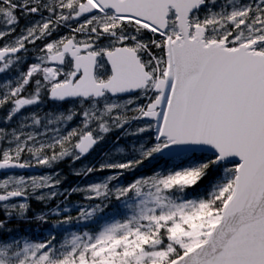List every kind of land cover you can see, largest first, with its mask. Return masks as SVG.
I'll return each instance as SVG.
<instances>
[{"label": "snow or ice", "instance_id": "1", "mask_svg": "<svg viewBox=\"0 0 264 264\" xmlns=\"http://www.w3.org/2000/svg\"><path fill=\"white\" fill-rule=\"evenodd\" d=\"M17 13L39 19L14 36ZM0 18V74L33 52L14 86L3 85L0 107L12 105L5 122L42 103L45 92L80 109L48 119L66 127L80 117L50 138L47 128L23 131L41 126L35 113L22 118L19 131L0 128V171L80 160L105 134L134 122L122 135L140 137L131 145L135 158L98 169L119 171L71 190L88 200L134 199L126 205L130 216L95 234L73 232L59 247L55 236L0 243V264H264V0H0ZM60 28L67 33L51 39ZM145 161L162 162L127 186L109 188ZM210 170L222 177L204 198H189ZM52 181L51 174L0 180L6 219L15 198L25 200L19 218L26 215L29 189H53L38 201L63 195L61 181ZM101 211L97 204L77 219Z\"/></svg>", "mask_w": 264, "mask_h": 264}, {"label": "rangeland", "instance_id": "2", "mask_svg": "<svg viewBox=\"0 0 264 264\" xmlns=\"http://www.w3.org/2000/svg\"><path fill=\"white\" fill-rule=\"evenodd\" d=\"M21 16L19 20V25L16 27V32L13 34L14 36H19L21 34V30L28 27L30 24L35 22L39 19L37 16H27L24 17L22 14L17 13ZM75 26V24H73ZM5 26L3 25L2 18H0V30H3ZM68 29L66 28H60L59 31H57L51 39H55L58 36H61L63 34H66ZM6 40H11L12 36L6 37ZM4 41H0V44H3ZM39 46V42L36 46H29L30 48L35 50V47ZM33 52L30 51L27 53V62L21 63L18 66H14L11 70L6 71L3 74H0V95H3L6 89L3 87V85L6 82L11 81L13 83V86L15 84V79L19 76V73L21 71H26L29 64L33 62L32 59ZM32 91V85H29L25 91V95H27L29 92ZM141 103H143L141 101ZM12 107L10 103L5 104L4 106L0 107V128L7 130L9 133L13 130L19 131L20 129V123L23 117H28L30 114L35 113L40 119H41V126L40 127H34V128H24V132H30L35 131L36 133H41L45 130V128L48 129V137L50 138L51 135L54 134L53 130L56 127H62V133H66L71 128L75 127L80 123V117L76 116L73 121L68 122L67 126L64 127L61 125H48L47 120L48 119H55L56 116L63 113L65 116L68 114V110L70 108H76L77 111H80L79 106L76 105L74 101H66V102H54L51 101L48 97L47 92L42 94V103L32 106V107H26L23 109L19 114H17L10 123L5 122V117L7 116L9 109ZM27 124H31V120L25 121ZM139 122H134L130 125H126L125 129L134 130L136 127V124ZM125 129H118L113 130L110 133L105 134V138L98 143L97 148L94 150V152L87 158L80 159V160H74L73 157L69 156L63 159L62 161L56 162L52 165V167H45V166H35L40 169H42V172L40 174H0V180L7 178L9 176H24L26 178L32 177V176H42L45 174H51L53 175V183H55L56 180H60V184L57 186V190L60 193H63V195H57L52 199H45L43 202L45 204H49L56 198L64 197L67 193H71V190L74 188H86L87 186L93 184V183H99L103 182L105 178L111 174H113L114 171L119 170H98L100 168L101 164L104 163H114V162H124L126 160H131L135 158V153L132 152L131 145L133 142H139L140 137L136 136H124L122 135L125 131ZM123 147L125 149L124 153L117 152L118 148ZM58 150V149H57ZM50 154V153H49ZM206 155V154H204ZM210 156V155H206ZM24 159H31V157L25 155L23 157ZM160 162H149L145 161L144 164L140 165L136 168L135 171H124V174L115 181H112L109 184L110 189H114L117 186H127L131 182H133L136 178L142 177L148 174H151L154 168L158 167V164ZM235 163V162H234ZM237 163V162H236ZM86 167H93L94 170L91 174H89V177H87L84 181L87 182H81L83 178H85L86 175H76L77 172H82ZM59 175H56V174ZM222 170L219 172L217 171H209L208 176L209 182L208 185L202 187V190L199 191L197 194H194L193 189L190 188L188 190V197L189 198H204L205 195L210 191V189L215 185V183L222 177ZM76 176H80L82 179H79L78 184L74 187H70V183L75 180ZM53 191L51 188L47 189H38L35 193L31 191V189L27 192V199L26 202L31 205L34 202H37L38 200L35 198L37 196H40L42 194L48 193ZM77 193V200L75 203L68 204L66 208L68 209L67 212L64 211V209L60 210L59 215L53 214L54 217H56L52 223H50V226L46 229L42 228H36L35 229V238L31 239L30 237L19 233L18 231H15V234L11 235L8 238H3L0 236V243H15L19 241L21 244L24 242V240H29L30 242H41L46 241L50 239L52 236H55V239L53 240V244H55L57 247L65 239H70L71 234L73 232L82 234L84 231H89L93 234L98 232L100 228L103 227L104 224L115 222L116 220H124L128 216H130L132 213L129 211V209L126 207L128 203L135 204L136 201L134 199L129 198H122L121 200H116L115 198H111L108 200H102V199H92L88 200L85 198L87 193L85 192H76ZM132 194H129V197H131ZM25 202V200H16L9 202L10 205H15L16 207L11 209L12 216L10 220H13L14 217L19 216V208L18 205L20 203ZM100 204L103 208V211L98 212L95 217L90 221H82L78 220L79 213L82 209H90L94 207L95 205ZM110 207H113L109 210ZM28 212V210H27ZM113 212V213H110ZM26 216V215H25ZM71 216L72 220L66 225L62 223V221L68 217ZM5 217V212L0 206V218ZM4 225V224H3Z\"/></svg>", "mask_w": 264, "mask_h": 264}, {"label": "trees", "instance_id": "3", "mask_svg": "<svg viewBox=\"0 0 264 264\" xmlns=\"http://www.w3.org/2000/svg\"><path fill=\"white\" fill-rule=\"evenodd\" d=\"M87 177H89V174L86 175L83 179L80 176H76L75 180L70 183V187L72 188L76 186L79 182V179H82L79 184H81L82 182H87L84 181ZM209 178L210 177H205L198 183V185L193 189L194 194H197L202 190V187L208 185V182L210 181ZM69 193H67L64 197L54 199L49 204H45L40 201L32 203L31 205H29L28 212L23 218H19V216H16L13 218V220H10L1 217L0 221H3L4 225L2 228H0V236H2L3 238H8L11 235L15 234V231H18L19 233L24 234L31 239L35 238L36 228L46 229L50 226V223L56 220V217H54L51 213H53L57 208H59V210L65 209L68 204H72L77 200H80L77 199L76 192H71L70 194ZM111 208L113 207H110L109 210ZM40 214H43L45 216V222H41L36 218L37 215Z\"/></svg>", "mask_w": 264, "mask_h": 264}, {"label": "water", "instance_id": "4", "mask_svg": "<svg viewBox=\"0 0 264 264\" xmlns=\"http://www.w3.org/2000/svg\"><path fill=\"white\" fill-rule=\"evenodd\" d=\"M96 147H97V145L94 146V148H93L92 150H90V152H89L88 154H86L85 156H83V158L89 156V155L91 154V152H92ZM206 154H210V155H211V153H206ZM83 158H81V159H83ZM234 162H237V163H238V161H234ZM41 171H42L41 169H38V168H36V167H32V168H30V169H24V170H20V169H9V170L0 171V173H5V174H9V173H24V172H29V173H41ZM15 199H21V198H15ZM15 199H12V200H15ZM10 201H11V200H10ZM8 202H9V201H8Z\"/></svg>", "mask_w": 264, "mask_h": 264}, {"label": "flooded vegetation", "instance_id": "5", "mask_svg": "<svg viewBox=\"0 0 264 264\" xmlns=\"http://www.w3.org/2000/svg\"><path fill=\"white\" fill-rule=\"evenodd\" d=\"M25 174H28V173H25Z\"/></svg>", "mask_w": 264, "mask_h": 264}]
</instances>
